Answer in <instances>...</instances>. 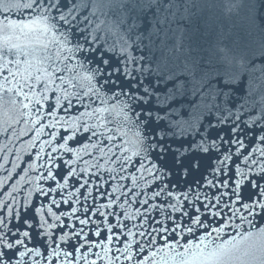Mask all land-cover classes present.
I'll use <instances>...</instances> for the list:
<instances>
[{
  "label": "water",
  "instance_id": "1",
  "mask_svg": "<svg viewBox=\"0 0 264 264\" xmlns=\"http://www.w3.org/2000/svg\"><path fill=\"white\" fill-rule=\"evenodd\" d=\"M28 2L0 0V25L29 21L36 13L23 7ZM168 4L171 7L162 6L159 13L155 7L144 11L147 20L158 15L166 16L167 22L157 25L160 31L150 38L144 31L142 51L133 43L135 34L128 41L131 55L145 57L141 61L148 69L145 78L154 84L159 81L157 93L166 106L159 113L165 117L167 131L163 144L168 152L163 154L160 149L141 150L131 163L122 164L121 158L137 150V129L118 114L120 105L112 93L104 92L102 98H112L102 104L95 96L85 95L87 81L73 80L75 87H69L67 80L77 72L84 75V68L55 73L65 82L56 79L47 90L41 82L33 89L22 87L35 80L21 78L25 65H17L15 55L0 58V234L11 243L23 241L13 249L17 255L12 264H152L153 260L175 264L176 253L184 252L185 247L199 253L197 245L207 251L227 241V247L238 244L243 250L249 242H242L241 237L264 229V215H249L254 206L248 196L253 190L247 187L248 180H259L261 187L256 191L264 192V180L259 179L264 168V141L259 139L264 135L260 131L264 128V0H163V5ZM90 19L89 30L101 20L107 24L115 17L98 12ZM94 34L102 38L97 47L107 49L105 39L108 45H116L115 52L107 49L105 59H124L120 55L122 41L108 33L105 24ZM18 35L16 30L13 36ZM13 42L24 44L25 40L13 38ZM56 50L51 47L53 54ZM69 55V66L82 61L85 68L96 67L80 53H62ZM95 55L99 58L101 53ZM9 60L13 63H7ZM9 88L12 91H7ZM17 92L27 93L32 102ZM126 100L119 97V102ZM22 103L29 107L23 108ZM95 108L109 110L81 115ZM221 116L227 117L223 124L219 123ZM129 117L135 119L134 113L129 112ZM85 125L90 129L87 132ZM236 125L237 133L232 136L244 148L221 140H227L228 133L220 130ZM253 128L255 131H249ZM109 136L115 138L110 141ZM253 136L257 139L249 144ZM213 139L219 147L210 149L211 156L196 147ZM225 152L233 159L214 173L212 167L219 169L217 155L222 159ZM141 161L149 170L155 164L156 170L149 174L140 169ZM237 166L242 175H235ZM49 171L54 178L48 176ZM229 176L232 180L224 187L221 181ZM236 180L241 181L240 188H236ZM254 199L264 203V196ZM244 204H249V209ZM194 216L200 218L199 223L193 224ZM23 232L29 235L25 237ZM0 251L5 249L0 247ZM20 252L25 255L21 257ZM193 260L194 264H208L200 255ZM227 264L240 261L230 259Z\"/></svg>",
  "mask_w": 264,
  "mask_h": 264
},
{
  "label": "snow or ice",
  "instance_id": "2",
  "mask_svg": "<svg viewBox=\"0 0 264 264\" xmlns=\"http://www.w3.org/2000/svg\"><path fill=\"white\" fill-rule=\"evenodd\" d=\"M171 7V4L163 5V0H29L28 3L23 5L24 8L32 10L33 13H36L29 21L26 23L17 24L14 21H8L6 24L0 25V58L7 59L8 55H15L17 58L15 63L17 65H25L23 71L20 72L21 78L24 81L29 79L35 80V83L32 85H27L26 83L22 85L35 88L36 84L45 82V90L47 87L55 82L56 79H59L62 83L65 82L63 76L57 77L55 73L66 71L73 72L77 68H84L85 74L80 75L79 72L76 73L72 78L67 80L69 87H75L72 81H87L89 84L88 91L85 93L86 96H95L96 99L100 100L102 104H107V100L115 97L120 105L119 115H122L124 121L137 129L135 135L137 137L136 145L137 150L132 151V155L125 156L121 158L122 164L126 161L128 163L132 162L133 156H139L140 151L149 152V150L160 149V154L168 152V149L164 147L163 144V135H167L165 125L163 123L165 117L159 115L161 111L165 110V105L159 100L157 93V85L159 81H156L154 84L151 79L145 78V73L148 69L141 64V61L145 59L143 55L136 57L130 54L129 49L132 47V44H129L128 41L132 40L133 34H135L136 39L133 43L136 44V49L142 51V41L144 39V31H147L148 37L150 38L153 34H156L160 31V28L157 25H163L167 22V17L161 18L158 15H155L151 20H147L143 17L145 10L155 7L157 13H159L161 7ZM67 11H64V10ZM53 10H55L56 15H52ZM7 11V9H5ZM89 12L88 16L82 15L83 12ZM102 13L105 16H108L109 13H112L115 19H110L106 24L105 21L101 20L100 23L95 24L89 30V26L93 24L90 17H94L97 13ZM74 13H80L79 15ZM84 25L81 27V25ZM105 24V29L108 33L118 37L122 43L120 44V55L124 57L123 60L113 61L109 56L107 59L104 58L107 49L115 52L116 45L107 44V40H104V45H107V49L103 45H100L101 37L95 35L94 33L100 31L101 25ZM19 30L20 35L13 36V34ZM21 37L24 38L25 43H14L15 40H20ZM47 37V39H43ZM71 45V46H69ZM56 47V52L53 54L51 52V47ZM67 51L70 54L80 53L84 56L85 60L90 58V62L96 64L95 68H85L84 63L81 61L76 66H69L66 61L72 58V55L62 56V53ZM95 53H101L99 58ZM20 57H24L23 60ZM7 63H13V61H7ZM63 65V68H61ZM6 66V65H5ZM48 66L52 67V71L48 70ZM106 66V67H105ZM20 71V69H18ZM107 73V74H105ZM15 75V74H13ZM100 76L101 80L97 81L96 77ZM115 77V79H113ZM99 84V87H96L93 83ZM81 86H83L81 84ZM3 86L0 85V89ZM7 91H12L11 88ZM112 93V97H104V92ZM17 95H24L26 99L29 100V103L32 102L27 93L17 92ZM68 93H65L67 97ZM125 96L127 100L125 102H119V97ZM157 96V100L153 101L152 97ZM44 99H47L45 96ZM59 99V98H58ZM77 99L80 102H83L82 98L77 96ZM37 104L40 103V100L35 101ZM15 103V101H13ZM29 103H22L23 108H28ZM71 102H69L70 104ZM228 103V101H225ZM154 104L158 105L154 108ZM133 105L136 108H133ZM87 106V105H86ZM233 107H235V102H233ZM116 105H113L112 108H115ZM139 109L137 111L136 109ZM108 108H95L92 112L82 113L81 115H95L96 113H102L108 111ZM218 111H222L218 109ZM229 114L230 109L228 110ZM129 112L134 113L135 119L129 117ZM155 113V115H154ZM211 115V113H210ZM146 117V119H145ZM227 117L221 116L219 123L223 124ZM240 117H237L239 120ZM153 120L158 121L153 123ZM209 127H215L212 125L211 120H209ZM237 127L233 126L230 129H221L228 133L227 140H224L221 137L223 143H237L241 148H244V144L239 141L238 138H234L232 133H237ZM157 129L161 131L158 132ZM84 130L89 131L87 125L84 126ZM243 131V129H241ZM249 131H255V129H249ZM261 132H264V128L260 129ZM247 134V133H245ZM93 135H96L93 132ZM216 135H219V132H216ZM156 136H161L160 140H156ZM211 136V133L209 134ZM114 136H109L108 139L111 141L114 139ZM257 139L256 136H253L249 140V144H252ZM259 139L264 141V135L260 136ZM95 146V145H93ZM63 147V145H61ZM197 148L201 149L203 152L209 153L211 156L213 153L210 149H218V142L213 139L211 143L205 145L202 142L200 145H196ZM128 149H122V151H127ZM245 151L247 149L245 148ZM251 155V153H249ZM264 155V153H262ZM232 156L227 152L224 153L223 158L221 159L217 155L216 163L219 165V169L212 167L211 162L209 167H212V171L215 173L218 170H223L226 167V162L232 160ZM248 157H245L247 160ZM233 163H236L233 160ZM140 169L149 172L156 170V165H151V170L146 169L144 163L140 162ZM68 175H72V172H69ZM235 175H242L239 166H237ZM49 177H53L51 171L48 173ZM246 178V177H245ZM247 179V178H246ZM260 180H264V168L260 170ZM232 180V177L229 176L228 179L222 180L221 184L224 187H228L229 181ZM236 185V188L241 187V181H233ZM208 184L211 185L212 181L209 180ZM83 187V185H81ZM251 191L249 193L248 199L252 202L254 206L249 210V215H264V203H259L256 199V196H264V192H259L261 185L259 180L250 179L248 180V185ZM54 191V189H52ZM233 194L238 196L236 190L233 189ZM155 195L159 196L160 193L157 192ZM171 195V193H169ZM175 208V206H173ZM204 207H208L205 205ZM212 207H215L213 205ZM244 208L249 209V204H244ZM256 209L260 211L257 212ZM210 210V209H209ZM76 210L73 209V212ZM85 211H88L85 209ZM41 209L37 208L36 213L39 214ZM51 213V210L49 209ZM219 213H214L213 215H218ZM59 219V217H57ZM27 219L24 220V223H27ZM193 224L200 222L198 216L192 217ZM81 224H87L88 220H80ZM251 223V221H249ZM54 225H49L53 227ZM189 232L193 230L188 229ZM213 231L219 232L220 229H213ZM23 236L27 237L28 232H23ZM143 235V233H141ZM111 239V237H109ZM234 239V238H233ZM242 242H249L247 247L243 250L240 249L238 244H233L230 248L227 247L229 242L216 245L214 249L205 251V248H201L200 245L196 247L199 248V253H192L190 248L185 247V251L182 253H176L175 264H194L193 257L196 255L203 256L208 264H227V261L230 259L240 261V264H264V229H260L255 233L248 232L241 237ZM154 242V241H153ZM23 241L17 239L15 243L9 242L7 239L3 238V234H0V247H3L5 251H0V264H12V258L17 255V252L14 251L16 245L22 244ZM191 242H189L190 244ZM167 248L168 245L166 244ZM28 251H32L28 249ZM79 251V249H76ZM39 255V252H36ZM19 255L23 257L24 252H20ZM68 255V253H65ZM156 253H152L154 257ZM130 258V257H129ZM95 264V261H93ZM143 264V262H141ZM152 264H157L155 260L152 261Z\"/></svg>",
  "mask_w": 264,
  "mask_h": 264
}]
</instances>
